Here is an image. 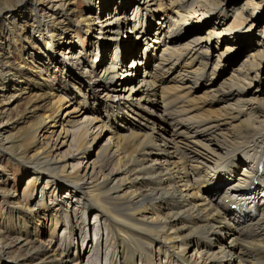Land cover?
I'll return each mask as SVG.
<instances>
[{
  "label": "bare ground",
  "instance_id": "bare-ground-1",
  "mask_svg": "<svg viewBox=\"0 0 264 264\" xmlns=\"http://www.w3.org/2000/svg\"><path fill=\"white\" fill-rule=\"evenodd\" d=\"M23 1L12 0V4L21 5ZM34 2L28 4L34 14L32 33L40 34L46 30L50 38L49 26L62 25L67 16L73 14L63 0ZM12 4L9 2L0 7V15L11 10ZM138 4L140 13L151 20L160 13L168 23H173L172 29L168 31L166 25L161 33H154L153 40H145L150 44L144 43V61L139 57L137 62L136 48L133 52L127 48L126 55L131 61L123 64L116 58V55L122 56L117 43L113 45V59L108 62L111 55L107 54L108 63L99 70L94 66L95 58L90 65L84 64L77 69L78 81L72 80L73 83L86 92L97 93L106 109V117L92 114L82 123L79 122L84 114L82 111L62 112L66 98L57 94V88L63 89L68 84L67 76L55 79L56 83L48 75L40 83L42 94L35 98L39 102L30 109L35 119L30 125V133L15 142L12 136L0 139V154L33 173L28 182L34 189L28 196L39 193L40 198L38 204L30 208L17 206V200L6 201L4 205L20 218L23 225H27L29 219L37 220L32 216L38 206L43 213H48L44 202L46 194H49L51 204L55 203L49 213L53 212L56 217L59 213L66 217L70 215L68 210L62 209L64 200L59 194L73 196L79 204L74 213L79 220L84 221V215L85 218L87 215L102 217L113 246V258L108 264H264V202L263 205L253 203L264 199V127L256 126L247 105L228 107L223 115L214 118L200 117L197 111L207 106L196 104L198 98L191 97L205 87L200 86V79L205 77L209 65V50L216 52L218 46H224L219 51L222 59L232 49L233 41H221L227 33L224 24L229 16L225 10L216 13L220 7L215 0H138ZM244 6L252 8L249 16L243 10L231 9L234 24L239 26L253 18L256 10L250 3ZM58 10L64 13L60 17L62 22L55 24L50 20H54ZM208 14L214 16L215 21ZM92 19L85 17L86 21ZM127 21L104 17L95 31L97 43L104 38L116 42L117 32L129 24ZM251 22L250 28L256 24ZM199 27L208 28L201 39H197L201 32ZM184 31L195 37L188 43L175 45L185 36ZM131 33L127 36L134 38ZM138 34L141 38L146 37L141 30ZM58 40H62L58 45L68 46V53L63 54L65 67H73L76 61L75 66H79V60L85 61L84 56L73 55L74 36L59 37ZM260 40L250 64H257L261 56L264 58V38L260 37ZM190 43L199 46L200 51L191 48ZM161 45L163 54L168 57L160 55L153 70L143 69L152 57L148 52ZM23 50L20 45L19 53ZM138 67L141 73L136 75ZM257 70L259 66H251L247 73L243 72L244 77L258 78ZM184 71L189 76L191 74L190 78ZM28 73L39 77L44 74L34 66L0 62L2 84L11 85L12 82L7 80L10 79L18 87L14 76H24L23 79L27 80ZM133 75L136 77L129 79ZM102 80H105L104 84H100ZM96 83L100 84L98 88H95ZM164 84L172 86L165 87ZM241 91L232 87L221 101L231 99L242 104L239 98L235 100V95ZM158 92L159 102L156 100ZM206 94L205 91L203 96ZM7 100V97L2 98L0 107L10 105L6 104ZM6 116V111L0 108V136L7 131L3 130L6 122L2 119ZM125 116L142 120L144 127L141 130L147 132L135 133L131 127L128 133L108 139V143L97 151L99 136L107 128L109 119L119 121ZM96 124L95 133L93 126ZM66 146L69 152L65 154L62 150ZM30 147L34 152L26 156ZM242 164L245 165L242 172L235 171ZM258 164L262 165L261 171ZM254 178L256 183H253ZM232 181L237 182L230 184L225 190L228 193L220 197L221 188ZM212 197L220 198L217 200L219 204H212ZM225 199L227 202L224 203ZM229 203H234L238 209H230ZM11 227L14 229L12 222ZM15 231L0 226V260L7 258L9 264L82 263L80 254L71 258L75 232L71 223L64 248L54 247L52 235L44 245L38 243V239H30L27 233L21 235ZM33 236L38 237L37 225ZM76 249L78 251V245ZM162 258L165 259L163 263Z\"/></svg>",
  "mask_w": 264,
  "mask_h": 264
},
{
  "label": "rangeland",
  "instance_id": "rangeland-1",
  "mask_svg": "<svg viewBox=\"0 0 264 264\" xmlns=\"http://www.w3.org/2000/svg\"><path fill=\"white\" fill-rule=\"evenodd\" d=\"M31 1L45 2V0H24V4L20 3L21 5L14 6L12 0H0V7L8 5L9 2L12 4L11 6H13L11 10L4 11L0 15V62L2 64L13 62L16 66H18V63L21 66L24 64L30 67L34 66L44 73L43 77L33 76L28 73L26 77L27 80L23 79L24 76H14L17 79L18 87H15L14 84L16 83L10 79L7 80L12 82L11 85H6V83L2 84L1 81L4 79H0V100L7 97L8 100L6 104H10L0 107L7 113L6 118H2L6 122V124H3L5 125L3 130L7 131L4 133L2 132L0 139L12 136L13 142H15L17 138L22 139L30 133V125L35 123V119L32 118V112L30 109L31 106L38 104L39 101L35 98L42 94L40 83H43V80L46 79L48 75L51 77V80L56 83L57 80H54L60 79L64 75L69 78L68 84H66L63 89L57 88V94L66 98L65 104L62 106V112L64 114L67 111L72 110L82 111L84 114L79 118V122L82 123L85 117L89 118L92 114L106 117V109H104L103 102H100L101 100L98 99L97 93L86 92L80 87V85L73 83L72 80L76 83L78 81L77 78L79 77V74L77 69L79 67L81 68L84 64L90 65L91 60L95 58L96 62L94 63V66L99 70L102 66L113 59V51L115 48L113 45H116L117 43H119V47L121 48L122 56L121 58L117 57L115 53L116 58H119L120 62L123 64H128L131 60L130 57L126 55L127 48L130 49L131 52L136 48V50H139V52L142 53L146 51L145 46L150 44L149 40L145 41L146 39L149 38L153 40V36H155L156 33H161L166 25L168 31L173 27V23H168L169 21L167 18L165 19L160 13H157V16L155 15L152 20L147 18L144 13H140L138 0H63L64 3L68 5L67 7L69 11L73 12V14L67 16L66 21H63L62 25L49 26V33L51 34V37L49 38L47 37L49 34L48 31L46 33V30L42 31L40 34L31 32L32 19L34 17V14L30 11V5H28ZM215 1L219 3L220 7L216 13H222L223 10H225L229 16L224 24L227 28V33L221 38V41H233L232 49L230 52H227L222 59L219 58V51H222L224 46H218V51L216 52L209 50V65L205 77L200 79V86L205 85V87L191 97L194 96L195 99L198 98L196 104L207 106L197 111L200 117L205 116L207 118H214L216 115H223L228 107L235 108L238 105H247L246 109H248V113L252 116L256 126L262 128L264 127V58L261 56L259 58L260 61L254 65L250 64V61L251 56L256 54L255 51L258 49V47H256L257 43L261 42L260 37L264 38V34H262L264 28V0ZM246 3H250L253 7H256L253 15L254 17L248 18L242 26L234 24L235 16L232 14L231 9L239 10V12L243 10V13L247 16L252 13V8L244 6ZM56 13L54 20H50L54 21L55 24L62 22L60 17H62L64 11L61 12V10H58ZM197 14L198 13H196V15ZM87 16L93 17L92 21H86L85 17ZM106 16L110 17L112 21L116 18H119L121 21L128 19L129 22H127L129 24L123 25V28L121 27L119 29L120 31H118L115 36L116 42L112 43L108 41L107 38H104L103 41L97 43L95 31L99 29V25H101L100 21ZM171 17L172 16H169L168 18ZM211 17L213 18L212 20L215 21L214 16L210 15L209 18ZM172 20L174 21L176 18H172ZM251 21H255L256 23L252 28H250L253 24ZM133 26L136 28L133 31L134 33L132 32ZM198 29H200L201 32L197 35V39H201L205 36L204 33L208 28L204 29L199 27ZM125 30L128 32L126 35ZM138 30L143 31L146 37L141 38L138 34ZM129 31L133 33L134 38L127 36ZM70 35L74 36V45L72 47L73 55L78 56V58L84 56L85 61L79 60V63L81 64L75 66L77 63L76 61V63L74 62L73 67L67 68L64 66L63 54L66 55L68 53V46L66 44L58 45V43L62 41L58 40V38H69ZM183 35H185L183 36V39L177 41L175 45L188 43L192 37H195L194 34L185 31L183 32ZM156 36H159V34ZM144 43L146 45H144ZM20 45L24 48L21 53L18 51ZM161 47L162 45L158 49H153L148 52L152 57L148 64L146 63L147 68L144 67L143 69L148 71L149 69L153 70L154 64L159 62L157 57L159 58L160 55L162 57L166 54H163V49H161ZM190 47L196 49V51H200L199 46L194 43H190ZM99 52L102 57H100V62L98 64ZM107 54L110 56L109 60ZM165 57L168 56L165 55ZM107 60L108 62H106ZM217 61H219V63H217ZM251 66H259V70H257L259 72L258 78L250 79V77H244L243 72L247 73ZM140 73L141 68L138 67L136 75H139ZM184 73L190 78L191 74L189 76L187 72L184 71ZM136 75L129 77V79L135 78ZM252 77L254 76L251 73V78ZM238 80L241 82L238 83ZM104 81L105 80H102L100 84H104ZM100 84H94L95 88H98ZM164 86L171 87L172 85L164 84ZM232 87H238L242 90L241 93L235 95V100L236 98H239L243 101L242 104L231 99L221 101L222 98L227 97V92L232 89ZM205 91L207 94L203 96ZM159 94L160 92H158L156 97L158 102L160 100ZM12 95L15 97L11 98ZM46 101L47 100H45V103ZM202 112L205 113L203 114ZM159 114H162L160 109ZM143 123L144 122L139 118L134 120L133 118H126V116L123 120L120 119L119 121L109 119L106 124L107 128L102 133L101 130H99V134L101 133V136L99 137H101V139L99 140L97 151H99L104 144L108 143V139H113L114 136H119V134L125 132L128 133L127 131L131 127L134 129L135 133L137 131L146 133L147 131H145V129L141 130L144 127L142 125ZM96 126L97 124L93 126L95 133L97 132ZM29 149L30 150H27L25 153L26 156H30L34 152V149H31V147ZM62 152H65V154L69 152L67 151V146L63 148ZM19 156L21 155H18V157ZM22 156L25 158L24 155ZM243 167H245V165H239L235 171L242 172ZM32 174L33 173L24 169L21 164H18L13 159H8L3 156V154H0V226H4L9 230L16 229L15 232H18L21 235L27 233V236L30 239H38L37 242L44 245L49 241L50 236L52 235L54 247L58 248L67 245V242L64 244V240L68 238V228L71 223V225L75 226V232L73 234L74 243L70 248V253H72L71 258L74 257L73 255L80 254L82 257H80V263L82 260L81 264H108L110 258H113V253L111 252L113 246L111 244V235H108L107 229L103 226L102 217L98 216L96 218L94 215H87L85 218L84 215V217H82L84 221L79 220L74 216V213L78 210L79 204L77 203V199L73 196L59 194V198L64 200V206L62 209L68 210L70 215L66 217L64 213H59V216L56 217L52 214L53 212L49 213L50 209L54 208L55 203L51 204L52 200H49V194H46L44 196V202L46 207H48V213H43L41 207L38 206L32 216L37 220L33 222L34 219H29L27 225H23L20 218L5 207V202H12V200L13 202L14 200H17V206H28V208L38 204V199L40 198L39 193L32 197L28 196L29 193L31 194V190L34 189V186L32 184L29 185L28 182V179ZM237 174L238 172L236 173V177ZM236 182L232 181L228 185L222 187L220 197L226 195L228 191L225 192V189H228L230 184ZM3 192H7L8 194L5 193L3 195ZM217 198L218 197L210 198L211 203L219 204L217 203ZM57 208H55V210H57ZM80 215L83 216L82 213H80ZM11 222L14 229L11 227ZM36 225L38 237L33 236ZM76 225L78 228H76ZM54 226L55 230L50 234L51 229ZM22 243H24V241ZM77 245L78 251L76 249ZM110 253L111 255H109ZM164 260L165 259L162 258V260H160L161 263H163ZM9 263L10 260L7 258L0 260V264ZM66 264H71V262Z\"/></svg>",
  "mask_w": 264,
  "mask_h": 264
}]
</instances>
